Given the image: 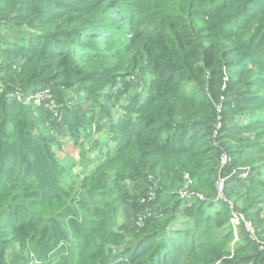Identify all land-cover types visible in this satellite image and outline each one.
<instances>
[{"label":"trees","instance_id":"16d2710c","mask_svg":"<svg viewBox=\"0 0 264 264\" xmlns=\"http://www.w3.org/2000/svg\"><path fill=\"white\" fill-rule=\"evenodd\" d=\"M0 4V14H4L0 58L6 57L5 65H0L1 86H6L5 91H10L8 85L18 84L34 91L37 85L49 88L72 128L83 121L85 109L74 106L71 113L65 99L74 82L90 80L87 66L105 68L102 82L111 84L118 72L162 63L160 70H152L148 98L141 106L134 100L130 104L137 119L123 146L115 151L138 160L139 172L149 170L159 181L154 204L149 207L155 205L157 214L148 216L137 239L114 233L115 213L103 211L98 221H84L82 237L72 243L70 253L64 252L61 242L68 235L57 225L65 221L69 229H75L77 222L65 215L45 219L40 213L53 204L60 183L52 178L45 187L31 169L32 160H23L26 149L30 154L43 151L37 137L41 132L36 129L49 112L40 107L24 109L23 115L21 108L11 113V106L0 101V113L4 114L0 123V264H264V253L249 240L232 246L235 231L228 230L233 222L231 211L225 202L215 201V158L218 161L221 152L213 145V131L217 118L224 120L221 113L232 109L220 99L225 95L221 78L206 81L204 73H215L206 64L200 67L199 56H195L199 32L210 46L230 43L233 47L223 55L227 60L235 53V44L249 36L242 48L253 67L239 78L236 87L246 92L236 95L235 108H254L250 121L239 126L250 134V144L229 151L227 168L236 172L239 164H244L250 168L248 175L253 173L248 184L256 194V203L246 205L242 214L258 238H264V0H0ZM9 25L26 33H20L15 41L2 33ZM251 27L256 28L252 33ZM154 28L159 30L160 48L150 33ZM25 36L30 39L25 41ZM89 41H96L101 48L89 47ZM8 58L20 59L10 62ZM77 62L81 66L76 76H65L64 68ZM16 121L17 134L29 125L23 137H16L14 130L8 132L7 122L15 129ZM52 152L53 147H48L43 155L49 159ZM49 163L53 172L63 164L55 158ZM98 169L108 181L100 165ZM185 175L193 180L196 192L209 197L201 194L208 202H190L183 209L184 216L180 212L186 201L180 199L185 198L181 196ZM248 175L243 179L235 175L234 180L246 181ZM116 176L125 173L119 171ZM235 181L227 182L226 194L241 186ZM104 188L110 189L108 195L113 198L112 184ZM221 209H227L228 216L222 217ZM208 210L215 211L210 214ZM100 232L121 248L104 247L98 239ZM105 250L111 251L109 255ZM52 256L54 260L49 261Z\"/></svg>","mask_w":264,"mask_h":264},{"label":"rangeland","instance_id":"374dc122","mask_svg":"<svg viewBox=\"0 0 264 264\" xmlns=\"http://www.w3.org/2000/svg\"><path fill=\"white\" fill-rule=\"evenodd\" d=\"M53 8L54 6H52ZM3 17L4 14H0V25L4 21ZM199 27V24L196 25V29ZM254 29L256 28L251 27L250 32L252 33ZM166 32L172 35L170 30L167 29ZM2 33L17 41L20 33H26V30H13L9 25L2 28ZM150 33L156 46L160 48V45H157L159 30L154 28ZM201 37L199 32V36L195 38V48L198 50L195 56H199L200 67L206 64L209 70L215 73L214 76L204 73L203 77L206 81H216L221 78V86L225 95L220 99L224 104L230 105L232 109H225L221 113L224 118V120L220 121L223 123V128L215 137L216 140H213V145H218L221 153L229 155L231 149H244L246 145L250 144V142H247L250 134L239 130V126L241 127L250 121L251 117L249 114L254 108H235L236 95L246 92L245 88L236 87L240 82L239 78L244 76L245 70L253 67L242 48L243 45L249 42V36L235 44L236 54L233 53L230 60L225 59L223 56L228 52V48L233 47L230 43L221 42L218 46H210ZM24 39L26 41V39L30 38L25 36ZM68 45H70L69 42ZM88 45L96 50L101 48L96 41H89ZM182 56L183 54L181 53ZM8 59L10 62H15L19 61L20 58L18 60L14 58ZM5 60L6 57L0 58L1 66L5 65ZM169 60L170 63L174 64L173 58ZM110 65L114 66L115 62ZM80 66L81 64L78 62L67 66L64 68L65 76L69 78L75 77ZM153 66H143L137 70L118 72L113 76L114 82L111 84L106 80L102 82L105 68L95 69L87 66L86 68L91 71L92 77L88 82H74L72 88L68 90L67 98L65 99L67 106L71 108V113H74V106L79 105L85 109L82 117L83 121L75 122L73 128L65 122L63 110L61 107H57L54 93L49 88L37 85L34 91L25 84H18L15 86L8 85L11 86V89L10 91H5L7 89L6 86H3L4 88L1 86L3 83L0 76V101L3 100V102L11 106V113L15 109L21 108L20 113L23 115L24 109L32 110L40 107L49 112L48 116H44V122L39 124L36 129L41 132L37 137L41 139L39 146L44 148L43 151L38 154H30L29 149H26L27 153L23 156V160L26 163L30 159L32 160L31 169L34 175L39 176L40 183L44 184L45 187L49 185L52 178L60 183V189L55 193L53 204H49L50 207L40 213L44 215L45 219L65 215L68 217L67 220L77 222L75 229H69L65 221L59 222L57 225L61 232L68 235V238L61 242L66 254L72 251V243L78 241L76 238L82 237L83 232L80 230V226H82L84 221H98L100 219L99 216L104 213L103 211L115 213L116 224L114 233L121 236L126 235L128 238L132 237V239H137L140 236L139 232L145 228L144 225L149 218L148 216L157 214L156 211L153 212L156 208L155 205L150 209L149 207L154 204L156 187L159 185V181L153 175H150L151 172L149 170H141L139 172L138 165L140 162L138 160L128 157L126 154L115 152L123 146L129 134L130 125L137 119V114L131 112L133 109L129 108L130 104L134 100L136 105L141 106L142 102L148 98L153 78L152 70H160L162 63L156 61ZM193 75H196V73L193 72ZM190 85L191 87L195 86L193 83ZM185 87L188 88V86ZM194 91L199 93V95L202 93V90ZM4 94L5 97L3 96ZM8 117L7 121H10ZM70 117L74 118L75 116L70 115ZM3 119L4 114L0 113V123H2ZM7 125L8 132L14 130L16 137H23L24 131L29 127L27 125V127L19 129L17 134L18 121L15 123V129L14 124L7 122ZM178 141L177 139L176 143H179ZM48 147H53V152L48 157L49 159H46L43 153ZM50 158H55L57 163L63 162L60 167L55 168L54 172L49 163ZM127 162L130 163L129 166L125 165ZM215 162L217 171H215L214 178L217 180L218 161L216 158ZM98 165L105 172V177L109 178L108 181H104V176L99 175L101 172H99ZM25 167H27V164ZM247 168L250 169L249 166L244 164H239L237 167L239 170ZM227 169L221 174V177L229 182L235 181L236 174L234 169H228V172ZM119 171H123L125 176L114 177ZM261 172L264 177V169H261ZM252 174L248 175V180L246 181H235V183L241 185L237 186L236 190L233 187L232 192L227 194L226 190L224 192V199L233 204V208L229 209L233 222L228 225V230L231 232L235 231V241L232 246H235L236 243L244 244L246 240H249L244 224L249 225V223L245 221L242 211L249 203H256L253 201L256 194L250 191L248 184ZM183 180L185 181V186L181 191L186 193L187 196L180 199L186 201L181 208L182 210L188 207L190 202L199 200L202 194L194 190L193 180H190V184L185 177H183ZM110 184H112L114 190L113 198L108 195V190L110 189L104 188V186ZM203 193L209 197V194ZM204 199L202 201L207 200L208 202L206 197ZM215 199V201H219L216 193ZM257 208L260 209L261 206H257ZM227 209H221L224 210L222 217L228 216ZM182 210L181 214L184 212ZM208 211L211 214L215 210ZM239 215L244 219V222ZM250 216L252 217L253 213ZM98 235V239L101 242L103 241L104 247H109L114 251L121 248V246L115 247L112 241L105 238L102 232ZM258 240L264 242V238H258ZM250 247L253 246L250 245ZM105 252L106 255H109L111 251L105 250ZM53 260L54 256L49 261Z\"/></svg>","mask_w":264,"mask_h":264},{"label":"built area","instance_id":"2783aa9c","mask_svg":"<svg viewBox=\"0 0 264 264\" xmlns=\"http://www.w3.org/2000/svg\"><path fill=\"white\" fill-rule=\"evenodd\" d=\"M220 112H221L220 108H218L217 113H220ZM220 121H221V118L218 117L217 118V123L215 124L214 131H213V139L214 140H216L215 137L221 132V130L223 128V123L220 122ZM217 146L218 145H216L215 147H217ZM230 163H231V159H230V156L228 154L221 153L219 155V158H218V173H217L218 178H217L216 183H215V189H216L217 200L227 203L228 208L232 209L233 208V204L231 202H229V201H226L224 199V192L226 190V186H227V182L228 181H227V179H224V178L221 177V174L226 170V168L228 167V165ZM235 174L237 176L239 175V178L243 179V178L247 177L248 169L238 170V171L235 172ZM185 179H186V181L189 184L191 183V181H190L191 179L189 178V176L186 175ZM185 192H187V191H185ZM181 196L182 197H186L187 194L186 193H182ZM199 198H200L199 200H201V201L203 200V196H201ZM241 220L244 222V219L242 217H241ZM244 224H245V231H246V233L248 235L249 240L256 245L257 251L259 253H264V242L258 240L257 234H256L255 230L252 227H250L246 223H244Z\"/></svg>","mask_w":264,"mask_h":264}]
</instances>
